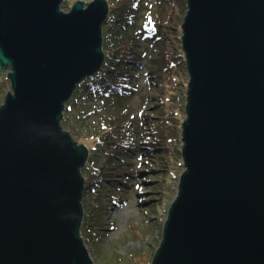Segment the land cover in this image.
<instances>
[{
	"label": "water",
	"instance_id": "obj_1",
	"mask_svg": "<svg viewBox=\"0 0 264 264\" xmlns=\"http://www.w3.org/2000/svg\"><path fill=\"white\" fill-rule=\"evenodd\" d=\"M0 0V264H93L89 151L66 103L105 61L108 0ZM184 173L152 264H264V0H186Z\"/></svg>",
	"mask_w": 264,
	"mask_h": 264
},
{
	"label": "rangeland",
	"instance_id": "obj_2",
	"mask_svg": "<svg viewBox=\"0 0 264 264\" xmlns=\"http://www.w3.org/2000/svg\"><path fill=\"white\" fill-rule=\"evenodd\" d=\"M74 1L64 0L61 9L70 10ZM119 1L108 4L113 8ZM125 1L132 7L126 30L138 53L129 63L127 95L101 97L81 84L66 103L61 122L77 140L88 141L82 173L89 190L82 200L81 238L93 264H152L185 171L186 0ZM108 27L103 26V43ZM9 73L10 68L5 74L0 71V105L11 92ZM118 116L125 125L115 128ZM114 139H119L117 144Z\"/></svg>",
	"mask_w": 264,
	"mask_h": 264
},
{
	"label": "trees",
	"instance_id": "obj_3",
	"mask_svg": "<svg viewBox=\"0 0 264 264\" xmlns=\"http://www.w3.org/2000/svg\"><path fill=\"white\" fill-rule=\"evenodd\" d=\"M132 7L125 0L115 3L113 8L110 7V15L106 25L109 24L105 34L103 51L105 54V61L101 70L92 78L84 81L83 90L93 95H99L101 97L110 96L112 98L123 97L127 95L130 89V73L132 68L129 67V63L133 59V55H138L135 51L134 40L129 38L128 31L132 19H129V12ZM112 23V24H111ZM0 71L1 67H0ZM80 91V86L76 92ZM75 92V93H76ZM125 124L121 120V116H118L113 127H122ZM119 139H114L113 142L117 144ZM91 154V153H90ZM87 169V165L85 167ZM89 190V186H86L85 193ZM96 212V211H95ZM90 219V220H89ZM91 223V217H89ZM84 224H82L81 231ZM91 227V224L88 225Z\"/></svg>",
	"mask_w": 264,
	"mask_h": 264
},
{
	"label": "bare ground",
	"instance_id": "obj_4",
	"mask_svg": "<svg viewBox=\"0 0 264 264\" xmlns=\"http://www.w3.org/2000/svg\"><path fill=\"white\" fill-rule=\"evenodd\" d=\"M94 214H97L98 215V212L96 211ZM91 218H93V217H91Z\"/></svg>",
	"mask_w": 264,
	"mask_h": 264
}]
</instances>
